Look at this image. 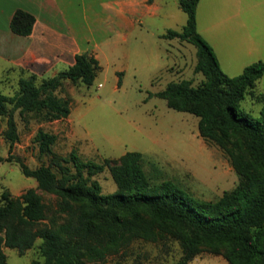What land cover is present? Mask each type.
Instances as JSON below:
<instances>
[{
    "label": "trees",
    "instance_id": "obj_1",
    "mask_svg": "<svg viewBox=\"0 0 264 264\" xmlns=\"http://www.w3.org/2000/svg\"><path fill=\"white\" fill-rule=\"evenodd\" d=\"M198 1L178 0L186 21L161 36L194 44V71L204 79L197 85L190 78L170 80L154 94L169 107L198 116V133L227 154L238 182L216 199L194 197L169 180L151 185L138 150L102 161L83 158L75 147L62 155L52 150L57 134L38 128L33 137L37 156H48V162L30 167L19 156H0L14 159L22 173L37 182L19 194L0 192V264H7L4 247L23 254L38 237L42 259L33 258L30 264H86L135 237L166 235L177 239L182 250L173 264H187L201 250L221 254L228 264H264V91L253 90L264 73V59L245 65L237 75L224 72L212 45L197 29ZM34 21L31 12L18 8L9 25L14 33L27 35ZM99 69L98 59L86 50L54 75L20 76L12 94L0 91L5 139L10 144L18 139L16 111L46 121L67 117L71 98L59 93L64 81L89 85ZM246 93L260 102L258 117L239 107ZM105 167L117 185L110 193L102 192L94 177ZM37 189L53 193L54 204L49 206Z\"/></svg>",
    "mask_w": 264,
    "mask_h": 264
},
{
    "label": "rangeland",
    "instance_id": "obj_2",
    "mask_svg": "<svg viewBox=\"0 0 264 264\" xmlns=\"http://www.w3.org/2000/svg\"><path fill=\"white\" fill-rule=\"evenodd\" d=\"M169 1L172 16L154 18V37L143 32L130 37L127 42L132 51L130 58L140 65L139 71L133 73L135 75L120 77L118 83V75L112 68L100 65L89 85L65 80L59 93L71 98L69 117L46 121L16 111L19 136L12 144L3 136L6 124L5 118L0 116V156H19L30 167L48 162V156L38 158L33 141L38 128H43L57 134L52 150L62 155L68 154L72 147L83 158L96 161L118 157L127 150L142 152L143 169L151 185L169 180L192 196L203 199H216L224 190L232 188L238 182V174L227 154L198 133V116L169 107L164 98L154 94L170 80L190 78L197 85L204 79L201 72L194 71V44L177 37L168 38L169 41L158 35L165 26L179 29L186 21V13L175 0ZM243 29L241 27L237 35L233 32V37L236 35L239 39ZM236 42L218 48L220 66L229 75L239 74L243 66L254 59L245 56L234 61L231 57L241 53ZM102 61L106 63L103 58ZM150 62L154 63V75L146 66ZM182 64L184 71L178 76L175 70H180ZM166 65H172L168 68L172 73L164 69ZM6 66L0 60V91L12 94L17 89L16 73L7 72ZM253 90L264 91V73L255 81ZM239 107L255 117L260 115L261 104L250 93L240 100ZM94 177L100 182L102 192L117 189L107 167ZM30 186H36V179L22 173L14 159L0 160V192L17 193ZM37 191L49 206L54 204L53 193ZM40 242L38 237L34 246L23 254L17 248L4 247L7 264H30L33 258L42 259L38 248ZM181 253L179 241L170 235L157 239L135 237L118 251L100 260H87L86 264H173ZM187 264H228V261L221 254L201 250Z\"/></svg>",
    "mask_w": 264,
    "mask_h": 264
},
{
    "label": "crops",
    "instance_id": "obj_3",
    "mask_svg": "<svg viewBox=\"0 0 264 264\" xmlns=\"http://www.w3.org/2000/svg\"><path fill=\"white\" fill-rule=\"evenodd\" d=\"M175 3L179 6L178 0ZM170 5L169 0H0V60L7 72L16 73L17 82L31 72L39 77L54 75L71 65L76 53L88 50L102 67L112 68L116 75L120 72L123 78L138 72L140 66L130 58L129 38L143 32L154 37V18L171 17ZM18 8L35 17L27 35L10 29ZM196 19L198 31L212 45L219 63L218 48L235 44L241 27L243 34L236 42L241 53L231 58H254L246 64L264 59V0H199ZM167 28L174 27L167 25L158 35L163 37ZM146 66L154 75V63ZM180 67L175 70L178 76L184 71L183 64Z\"/></svg>",
    "mask_w": 264,
    "mask_h": 264
}]
</instances>
